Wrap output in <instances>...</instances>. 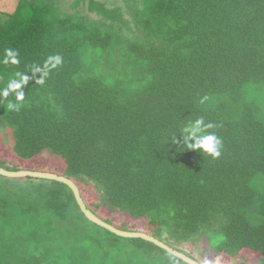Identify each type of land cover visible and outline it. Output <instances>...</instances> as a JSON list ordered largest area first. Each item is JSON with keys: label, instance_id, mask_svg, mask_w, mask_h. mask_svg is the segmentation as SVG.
<instances>
[{"label": "trees", "instance_id": "1", "mask_svg": "<svg viewBox=\"0 0 264 264\" xmlns=\"http://www.w3.org/2000/svg\"><path fill=\"white\" fill-rule=\"evenodd\" d=\"M56 1L20 0L0 22V92L17 73L31 77L18 111L7 107L14 93L0 96V124L23 166L0 165L70 178L107 223L202 264L182 246L201 241L207 259L259 264L264 0H75L87 16ZM132 25L139 37L126 33ZM9 49L18 64L5 62ZM57 55L62 63L37 83L31 69ZM198 118L222 140L217 159L182 141ZM44 154L53 170L31 166ZM119 216L134 224H116ZM0 264L187 263L91 222L62 182L0 175Z\"/></svg>", "mask_w": 264, "mask_h": 264}, {"label": "clouds", "instance_id": "2", "mask_svg": "<svg viewBox=\"0 0 264 264\" xmlns=\"http://www.w3.org/2000/svg\"><path fill=\"white\" fill-rule=\"evenodd\" d=\"M15 65L19 63L18 54L9 49L7 51V60ZM62 63L60 56L50 57L49 60L43 65L34 66L31 69L33 74H40V78L37 79V83L43 85L50 69L56 68ZM31 77L25 73H17V78L12 79L7 88L0 92V96L8 97L10 93L15 94V102H9L7 107L11 111H18L21 107V102L24 100L23 89L29 84ZM213 127L212 124H206L203 118L195 119L189 122L180 132L182 134V141L188 149H193L201 154L217 159L221 156L222 140L216 135L215 132H209L208 129ZM176 137V136H175ZM173 137V138H175ZM204 264H211L207 259L204 260ZM259 264H264V258L259 260Z\"/></svg>", "mask_w": 264, "mask_h": 264}, {"label": "rangeland", "instance_id": "3", "mask_svg": "<svg viewBox=\"0 0 264 264\" xmlns=\"http://www.w3.org/2000/svg\"><path fill=\"white\" fill-rule=\"evenodd\" d=\"M20 0H0V22L5 20L6 14H11L13 13L19 3ZM50 1V0H48ZM103 3H106V6L108 8L114 7V6H120L122 5V3L124 2L123 0H115L114 2H112V0H100ZM57 3L54 4L56 6L59 7L60 11L64 14H78L77 16H79V14L85 15L87 16L88 10L84 9L82 6L80 7H76L75 5V0H59L56 1ZM127 11V10H126ZM127 13V12H126ZM92 18H94V21L97 22H103V21H107L109 22V20L101 18L99 16H96L94 13L91 14ZM127 16L129 17L130 15L127 14ZM131 18V16H130ZM126 33L129 36H140V33L135 29V27H133L131 29H125ZM2 125L0 124V159H2L3 161H5L7 164H11L12 166H23L20 165L19 161H14V158L12 156V145H13V139L11 137V131L9 129H6L5 127H1ZM54 160L55 158L51 157L48 154H44V155H40L39 157H37L36 161H33V163H30L31 166L36 169L37 167L40 169H45V170H53L52 166H50V164H54ZM92 192L89 191V193L87 194V199L91 200L96 199L97 196H91ZM119 217H123V216H119ZM114 221L116 222V224L121 225L123 222H127L129 225H132L134 223H131L132 220H129L128 218H116L114 219ZM136 226H134L135 228ZM182 248H184L185 250H187L188 252L192 253L194 256L200 258V259H207L206 256H204V245L202 244V242H196L193 243L192 241L184 244L182 246ZM205 257V258H204ZM208 261L211 262V264H241L242 260L241 258H238V262H227L228 260H222V258L220 256H214L213 259H207Z\"/></svg>", "mask_w": 264, "mask_h": 264}, {"label": "water", "instance_id": "4", "mask_svg": "<svg viewBox=\"0 0 264 264\" xmlns=\"http://www.w3.org/2000/svg\"><path fill=\"white\" fill-rule=\"evenodd\" d=\"M0 175L8 178H36V179H47V180H55L58 182H62L66 185H68L72 191L74 192L75 198L81 208V211L84 213L86 218L90 220L91 222L97 224L98 226L105 228L112 233L125 237V238H141L145 241L152 242L156 244L157 246L161 247L162 249L166 250L168 253L172 254L173 256L183 260L187 264H202L198 262L197 260L193 259L192 257L180 252L179 250H176L175 248L169 246L165 242L155 238L154 236H151L147 233L143 232H131V231H124L121 229L116 228L115 226L107 223L100 217H98L86 204L84 198L82 197L81 191L77 184L71 180L70 178H67L62 175H58L51 172H43V171H33V170H19V171H11L4 169L0 165Z\"/></svg>", "mask_w": 264, "mask_h": 264}]
</instances>
